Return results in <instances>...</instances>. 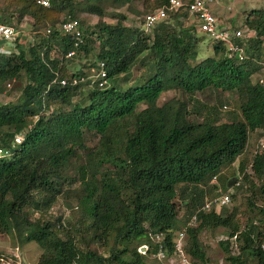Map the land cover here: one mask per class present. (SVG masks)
Segmentation results:
<instances>
[{
  "label": "trees",
  "instance_id": "trees-1",
  "mask_svg": "<svg viewBox=\"0 0 264 264\" xmlns=\"http://www.w3.org/2000/svg\"><path fill=\"white\" fill-rule=\"evenodd\" d=\"M10 1L12 10L0 13V24L14 27L17 33L12 52L0 55V89L10 80L23 85L14 103L0 104V148L10 153L0 158V232L15 235L19 243H36L41 253L34 264H146L145 255L155 252L149 233L164 234L163 242L170 246L176 232L184 229L186 254L206 263L199 233L221 227L226 238L217 245L227 264H264L260 248L264 148L245 156L250 133L258 131L264 140V74L261 82L251 80L254 72L264 69L258 44L264 34V12L251 10L244 19L243 26L252 31L237 40L245 59L238 61L220 43H210L212 55L196 60L198 32L195 20L188 23L185 7L148 30L142 29V20L137 26L124 25L122 15L114 24L101 20L105 3L117 7L141 2L145 8L152 4V11L166 0H48V7L36 0ZM78 11L98 21L85 24ZM25 15L33 19L34 36L28 43L17 28ZM68 19L85 24L75 52L103 62L105 87L92 83L84 91L83 85L89 82L79 81L86 76L84 69H66L70 59L59 62L58 56H50L54 49L62 55L72 48L71 37L56 28ZM46 28L49 33L44 32ZM137 61L145 67L144 75L137 84L122 87L119 76L129 74ZM93 62L89 67L95 66ZM72 77L77 79L75 84ZM62 78L67 81L64 85L58 83ZM206 89L235 94L239 115L223 122L207 116L195 119L204 108L195 93ZM168 90L181 92L185 100L171 98L158 105L159 95ZM138 105L144 106L136 110ZM119 121L127 131L115 145L110 129L113 125L118 129ZM86 133L97 135L98 143L89 152L87 164L78 167L80 218L71 224L55 201L63 183L74 181L63 172L75 150L83 147ZM16 135H21L19 143L13 142ZM109 161L112 169L97 177V166ZM230 164L237 171L231 188L247 193L251 212L242 227L234 207L201 210L206 198L225 193L208 184ZM247 167L260 183L250 180ZM179 205L184 209L182 220L177 216ZM33 212L35 219L28 216ZM194 213L195 224L187 225ZM80 230L90 242L105 246L111 241L112 245L105 253L88 245L81 248L75 240ZM143 244L145 254L137 251Z\"/></svg>",
  "mask_w": 264,
  "mask_h": 264
},
{
  "label": "rangeland",
  "instance_id": "rangeland-1",
  "mask_svg": "<svg viewBox=\"0 0 264 264\" xmlns=\"http://www.w3.org/2000/svg\"><path fill=\"white\" fill-rule=\"evenodd\" d=\"M11 1L10 0H0V13L4 12L6 10H12L11 8ZM48 7V6H47ZM104 7V13L105 15L101 18L102 21L110 24H114L120 15L123 16L122 23L126 26H137L142 20L143 16L147 13V11L153 9V5H149L148 7H144L141 2H131L129 4H124L121 6L114 7L111 3H105L103 5ZM212 11L215 12V16L219 23L225 24L227 26H230L231 28L236 27H244V19L248 15L249 11L251 10H260L264 12V0H219L217 4L212 5ZM78 15V18H80L85 24L93 25L98 21V17L88 14L83 11H78L76 13ZM61 16V15H60ZM193 21V18L190 17L189 22L191 23ZM33 19L29 15H25L19 25L17 26L18 31L22 32V38L25 42H31L33 40L34 34L31 32V26H32ZM85 24H82L81 27H85ZM247 26V25H246ZM42 33V32H41ZM40 33V34H41ZM246 34V32H245ZM197 38H199L197 42V50L198 55L196 60L201 59L205 55H212V48L210 46V42L206 39V37L200 33H197ZM259 43L260 44V50L261 54L264 57V34L259 37ZM247 46L250 44V39L246 40L245 42ZM254 53V52H253ZM60 52L58 49H54L52 52H50V56L57 57L60 56ZM70 59V63H68L65 67L67 68H77V70H80L79 68H83L85 71V77L83 78L82 82L88 81V84L83 85L82 89L85 91L87 88L91 87V77L90 75L93 73V70L95 69V66H90V63L93 62V55H83L82 52L77 53L68 58ZM96 63L95 61L93 62ZM84 64V65H83ZM84 66V67H82ZM76 70V72H77ZM264 71V70H263ZM262 71H256L252 74L251 80L252 82H255L259 78H262V75L264 72ZM73 72V71H72ZM145 67L140 61L135 62L131 69L129 74L125 76H119V83L122 87H126L128 85H135L137 84L141 77L144 75ZM127 76V77H126ZM259 81L261 82L262 79ZM5 85L0 89V104L5 103H14L19 94L20 89L23 85L22 81H12L8 82V85ZM77 97L72 98L73 100H76ZM171 98H176L180 100H185L186 95L182 94L179 91H173L168 90L165 92H162L158 99L157 103L158 105L163 104L167 100ZM195 98L200 102V104L204 105L203 110L197 115L195 119L202 120L203 117L207 116L208 118L214 117V122H223L228 121L232 118V116H238L239 110H238V99L235 94L228 93L225 91H217L214 89H206L202 92L195 93ZM144 105H138L136 110H139ZM60 108H63L62 106H59ZM55 108V106H54ZM124 121V120H122ZM122 121H119L117 123L118 129L114 128V125L111 127L110 131V139L112 143L116 145V139L121 140V135L124 134L127 130L124 128V123ZM119 131V132H118ZM259 132L255 131L249 134L248 137V143L245 148L246 157H250L252 152L254 150H258L260 148L259 140L261 137H259ZM21 137V135H19ZM260 139H259V138ZM21 141V140H20ZM98 143V136L93 133H86L84 136L83 141V147H79L75 150L74 154L70 157V162L65 171L63 172V175H66L67 177H73L74 181L69 182L65 181L62 185V191L61 193L56 197L55 205H58L59 210L64 212V218L71 222V224L75 223L76 220L80 218V208L77 206V197L80 195V187L78 186V183L76 181L77 178V170L78 167L82 164H87V158L89 155V152L96 148V145ZM113 163L109 162H103L97 166V173L96 176L100 177L103 176L112 169ZM235 164H230L224 169L221 170L220 176L217 179H214L211 181L208 185L214 184L216 188H220L221 192H224L228 195V202L226 205H224V208L230 209L234 207L236 214L235 217L237 218L240 227L243 226L245 221L247 220V217L251 215V212H248L247 209V193L242 190H236V188H231L233 185V175L237 174V171L235 169ZM93 165L89 164L90 170L92 169ZM95 168V167H94ZM246 172L250 174V180H253L255 184L260 183L259 180H255L254 177H252L249 168L247 167ZM230 181L231 184L228 187L227 185H220L221 181ZM227 182V183H228ZM207 187V186H206ZM224 188V189H223ZM227 188V189H225ZM218 190H216L217 192ZM233 193L234 196L230 198L229 194ZM209 196V195H207ZM207 199V198H206ZM76 206V207H75ZM219 209V208H218ZM29 213L30 210H28ZM54 211H52V215H54ZM184 213L183 206L179 205L177 216L180 218L179 220H182V215ZM28 216L32 219H35L34 217L37 216L36 213L33 212V214ZM81 235L88 241L89 236L87 234H84L81 230L75 234V240L76 244L79 247H84L85 245H88L89 248L96 250L99 253H105L106 247H110L111 241L108 242V245H102L101 243L97 242H90L87 243L82 241L80 238ZM199 241L201 242L202 246L204 247L205 254H206V263L207 264H227V262L224 259L223 252L221 251L220 247L217 245V241L226 238L223 234V228L221 227H215L212 229H203L199 233ZM107 247V248H108ZM139 253H143V250H137ZM13 253H17L19 258H21L23 264H34L36 260L38 259L41 249L38 247V245L34 242H24L19 243L17 240V237L11 236L10 234H6L3 232H0V256L5 255L9 261H11V258L13 256ZM145 254V253H144ZM145 263L146 264H158V261L155 259L154 256L151 255H145Z\"/></svg>",
  "mask_w": 264,
  "mask_h": 264
},
{
  "label": "built area",
  "instance_id": "built-area-1",
  "mask_svg": "<svg viewBox=\"0 0 264 264\" xmlns=\"http://www.w3.org/2000/svg\"><path fill=\"white\" fill-rule=\"evenodd\" d=\"M219 0H166L162 6L147 12L143 18L141 27L143 30H148L156 22L165 19L168 14L178 8L185 7L190 17L195 20V27L198 33L204 35L210 43H220L227 55L234 57L238 61L245 59L246 54L242 43L237 40L245 39L252 34V31L247 30L245 27L231 28L225 24L219 23L215 12L212 11V5L217 4ZM37 4L48 6V0H36ZM58 31L63 34L69 35L72 39V48L66 53L58 56L59 62L64 58H70L75 54V48L82 42V27L75 19H68L56 25ZM50 28L44 30L49 33ZM246 32V34H245ZM14 27L0 24V55H9L14 48V37L16 35ZM241 42V41H240ZM264 69H262L263 71ZM264 72V71H263ZM91 84L96 83L98 88H103L107 85V75L102 61L95 63V69L90 75ZM84 77H80L79 81H83ZM77 79L72 77L71 84H75ZM58 83L64 85L67 83L65 79H59ZM8 85V83L6 84ZM21 137L16 135L13 139L14 143H19ZM260 148H264L263 138L259 140ZM9 150L0 148V158L8 157ZM236 169V167H235ZM228 202V195L226 193L220 194L217 197L207 198L204 200L201 210L209 211L212 208L216 210L226 205ZM196 221V214H192L187 225H194ZM183 231L184 229L176 232L175 237L171 239L170 246L163 242L164 234L162 233H149L148 237L155 246V252L152 256L159 262V264H207L201 263L195 259L190 258L183 248ZM235 248V244H233ZM261 250L264 251V240L260 244ZM143 250L144 254L147 245L143 244L138 246L137 250ZM0 264H23L21 258L17 253H13L11 261L5 255L0 256ZM222 264V263H219Z\"/></svg>",
  "mask_w": 264,
  "mask_h": 264
},
{
  "label": "water",
  "instance_id": "water-1",
  "mask_svg": "<svg viewBox=\"0 0 264 264\" xmlns=\"http://www.w3.org/2000/svg\"><path fill=\"white\" fill-rule=\"evenodd\" d=\"M1 42H2V41H0V43H1ZM230 184H231V182H228V183H227V186L229 187V186H230Z\"/></svg>",
  "mask_w": 264,
  "mask_h": 264
}]
</instances>
